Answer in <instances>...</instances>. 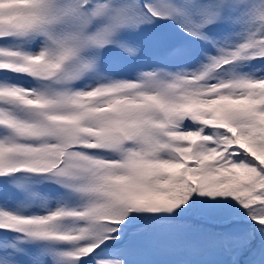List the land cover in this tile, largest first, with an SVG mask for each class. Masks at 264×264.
Instances as JSON below:
<instances>
[{"label": "snow or ice", "instance_id": "snow-or-ice-1", "mask_svg": "<svg viewBox=\"0 0 264 264\" xmlns=\"http://www.w3.org/2000/svg\"><path fill=\"white\" fill-rule=\"evenodd\" d=\"M0 264H264V0H0Z\"/></svg>", "mask_w": 264, "mask_h": 264}]
</instances>
